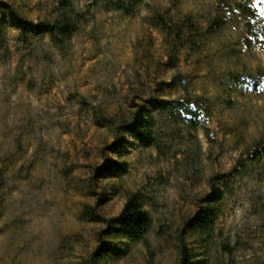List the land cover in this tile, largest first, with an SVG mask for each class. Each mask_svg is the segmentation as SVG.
<instances>
[{
    "label": "rangeland",
    "instance_id": "1",
    "mask_svg": "<svg viewBox=\"0 0 264 264\" xmlns=\"http://www.w3.org/2000/svg\"><path fill=\"white\" fill-rule=\"evenodd\" d=\"M70 1L86 19L58 44L44 32L24 40L16 17L54 19L61 0H0V264H180L183 246L192 264H264V158L235 169L264 137V84L251 86L264 78V47L247 45L225 9L198 50L153 23L191 16L202 35L219 2L234 0H143L131 13L115 0ZM251 2L264 17V0ZM186 94L209 99L197 130L162 117V150L120 133L139 104ZM109 160L121 178L95 176ZM214 175L229 187L205 242L187 222ZM134 191L151 225L131 242L107 219Z\"/></svg>",
    "mask_w": 264,
    "mask_h": 264
},
{
    "label": "trees",
    "instance_id": "2",
    "mask_svg": "<svg viewBox=\"0 0 264 264\" xmlns=\"http://www.w3.org/2000/svg\"><path fill=\"white\" fill-rule=\"evenodd\" d=\"M143 0H115L113 5L116 9L131 13L133 9ZM60 14L54 19H45L38 22L26 20L17 15L19 27L24 40L30 35L48 33L50 37L58 44H63L78 29V25L86 19V13L73 8L70 0H61ZM227 10L229 17H238L243 21L245 30L244 42L249 46L259 45L264 47V17L261 12L253 6L251 0H234L231 3L219 2L217 12L208 18L204 32L201 35L197 23L191 16H187L182 24L172 21L171 24L162 14L157 13L153 18V23L167 30L170 37L174 38V45L177 47L188 46L190 49H200L203 39L209 34L217 32L225 24V17L220 10ZM264 84V78H253L251 86L253 91H258ZM209 99L190 94L183 95L174 99H150L145 103L139 104L132 113L131 119L120 126V133L128 132L134 135L142 145L155 146L162 150V127L159 125L162 117L167 116L173 122H181L184 127L197 130L203 126L207 113L211 110ZM207 135H211L210 128H206ZM111 148L119 153L121 144L114 142ZM264 158V137L256 140L247 150L246 159L239 162L236 171L244 170L248 164L247 161L255 162ZM110 163L96 168L95 176L97 178H121L125 172L120 162L109 160ZM210 191L202 198V204L187 225L192 227L198 234L203 235L206 242V236L210 235L213 229L214 220L218 214L217 203L224 198L228 190L229 183L219 175H214L209 180ZM84 213L87 217L97 218L99 213L95 208L86 205ZM151 225V216L145 208V200L140 191H134L129 194L127 200L120 211L114 217L107 219L109 232H118L127 240L136 242L143 240L148 233ZM110 255V250L105 247H99L94 252V260L100 261L105 256ZM192 254L187 246L181 248L180 264H192Z\"/></svg>",
    "mask_w": 264,
    "mask_h": 264
}]
</instances>
